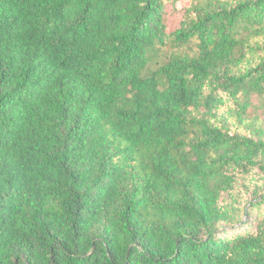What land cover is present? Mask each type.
<instances>
[{"label": "trees", "instance_id": "trees-1", "mask_svg": "<svg viewBox=\"0 0 264 264\" xmlns=\"http://www.w3.org/2000/svg\"><path fill=\"white\" fill-rule=\"evenodd\" d=\"M0 264H264V0H0Z\"/></svg>", "mask_w": 264, "mask_h": 264}, {"label": "rangeland", "instance_id": "rangeland-1", "mask_svg": "<svg viewBox=\"0 0 264 264\" xmlns=\"http://www.w3.org/2000/svg\"><path fill=\"white\" fill-rule=\"evenodd\" d=\"M178 20L177 17L174 18V23H176V21ZM249 181L247 180L246 183H248ZM242 189V187H240Z\"/></svg>", "mask_w": 264, "mask_h": 264}]
</instances>
